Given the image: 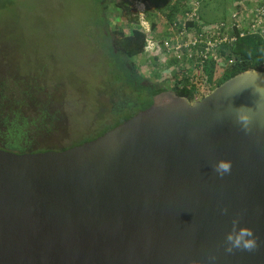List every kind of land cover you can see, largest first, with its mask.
<instances>
[{
    "label": "water",
    "instance_id": "1",
    "mask_svg": "<svg viewBox=\"0 0 264 264\" xmlns=\"http://www.w3.org/2000/svg\"><path fill=\"white\" fill-rule=\"evenodd\" d=\"M258 87L264 72L252 70L195 103L166 90L82 145L0 150V264H264ZM219 159L232 161L223 178L212 168ZM237 214L258 237L254 252L224 251Z\"/></svg>",
    "mask_w": 264,
    "mask_h": 264
},
{
    "label": "rangeland",
    "instance_id": "2",
    "mask_svg": "<svg viewBox=\"0 0 264 264\" xmlns=\"http://www.w3.org/2000/svg\"><path fill=\"white\" fill-rule=\"evenodd\" d=\"M118 1H105L109 33L129 31L115 6ZM125 1L135 11L145 8L148 26H160L175 3H184ZM242 1L246 0H206L201 6L202 18L206 24L230 22L236 4ZM99 3L100 0H0V148L15 141L19 150H64L104 135L133 112L112 107L120 96L131 91L126 88L121 93L116 88L119 72L124 74L122 62H112L107 49L104 51L105 45L100 43L96 29L100 22ZM141 60L142 57L137 59L136 64L142 73ZM134 93L140 97L139 92ZM44 106L51 109V116L57 115L56 123H47ZM15 123H20L23 130L19 140L13 139Z\"/></svg>",
    "mask_w": 264,
    "mask_h": 264
},
{
    "label": "built area",
    "instance_id": "3",
    "mask_svg": "<svg viewBox=\"0 0 264 264\" xmlns=\"http://www.w3.org/2000/svg\"><path fill=\"white\" fill-rule=\"evenodd\" d=\"M201 6V0H188L172 21L164 15L156 29L147 25L145 8L138 10L139 28L148 36L141 74L169 91L176 87L195 91L192 103L206 96L202 82L209 70L218 83L244 64L235 51L240 39L264 40V0L237 3L232 20L217 24L204 22Z\"/></svg>",
    "mask_w": 264,
    "mask_h": 264
},
{
    "label": "trees",
    "instance_id": "4",
    "mask_svg": "<svg viewBox=\"0 0 264 264\" xmlns=\"http://www.w3.org/2000/svg\"><path fill=\"white\" fill-rule=\"evenodd\" d=\"M106 0H100V22L98 27L96 29L98 30V34L100 36V43L105 45V49H107L109 53V58L116 62H122L121 63V69L123 70V75L119 72L120 78L119 81L117 80L116 88L121 93H123L124 89L128 88L131 92L129 94H126L121 97L120 101L113 104V109L118 111H125L126 108H128L131 112V114L128 115L127 119L122 120L118 123L117 126L125 123L126 121L130 120L131 118L135 117L140 112L150 108L153 105L154 99L161 94L162 92L166 91V88L162 86H158L156 84L151 83L147 79L143 77L140 70L137 69L136 61L142 55L145 53L146 46H147V39L148 36L146 32L139 28V13L136 10H133L130 4H128L125 0H120L117 3H115L116 8L120 11L121 18L126 22V25L129 26L128 29H120V30H114L112 32H108V26H107V18H106V10H107V3H105ZM188 0H184V3ZM206 0H201V3H204ZM182 3L177 4L173 6V8L169 11L170 13L167 14V17L169 21H172L174 18V15L176 13L181 12L182 8L185 6ZM154 28H157V25H154ZM238 55L241 57V59L244 61V64L241 66L236 67L233 72L229 75H227L223 80H220L218 83L213 82V71L209 70L206 73V78L202 82L205 89V95H208L213 90H215L217 87L221 86L228 80L236 77L239 74H243L248 71L256 70L260 72H264V69L262 68V65L264 64V40H262L258 36H252V37H246L244 39H240L236 50ZM108 78L110 76L108 75ZM114 85V84H113ZM57 89L59 87L55 86ZM174 95L182 98H187L189 101H194V93L195 91L190 89H181L179 87H176L175 89L170 90ZM125 92V91H124ZM134 92H139L140 97H136ZM25 93H28V91H25ZM133 93V95H132ZM130 95V96H129ZM139 99V100H138ZM138 100V101H137ZM121 104V105H120ZM45 107V106H44ZM45 107V112H47V123L54 124L57 122V115L54 114L51 116V112L48 110H51L49 108ZM44 112V114H45ZM19 117V116H18ZM20 119V118H19ZM19 119L17 120L19 122ZM20 123H15V128H12L14 130L13 133L15 135L14 138L19 140V136L22 135V126L19 125ZM115 127L108 128L104 134L107 132L113 130ZM103 136V133L101 134ZM101 135L87 139L86 142L93 141L97 138H99ZM15 140V139H14ZM15 142V141H14ZM9 144V146L5 148H0V150H4L10 153L15 154H35V153H45L48 151H60V150H51V149H39V150H26L17 148L16 144ZM83 142V143H86ZM82 143V144H83ZM77 144L73 145L71 148L82 145ZM70 149V148H67ZM64 149V150H67ZM63 150V149H62ZM18 151V152H17Z\"/></svg>",
    "mask_w": 264,
    "mask_h": 264
},
{
    "label": "clouds",
    "instance_id": "5",
    "mask_svg": "<svg viewBox=\"0 0 264 264\" xmlns=\"http://www.w3.org/2000/svg\"><path fill=\"white\" fill-rule=\"evenodd\" d=\"M258 95H264V89L256 88ZM251 110H246L243 106L239 107L237 112V120L245 131H250L249 124L252 117L249 115ZM213 171L223 178L226 174H230L232 170V161L227 159H219L212 165ZM223 214H227L228 209H221ZM242 214H237L231 219V229L225 234L223 247L226 253H233L236 250L254 252L259 248L258 237L254 230L248 226H243Z\"/></svg>",
    "mask_w": 264,
    "mask_h": 264
},
{
    "label": "crops",
    "instance_id": "6",
    "mask_svg": "<svg viewBox=\"0 0 264 264\" xmlns=\"http://www.w3.org/2000/svg\"><path fill=\"white\" fill-rule=\"evenodd\" d=\"M183 5H185V4H183ZM183 8H184V7H183ZM183 8H182V9H183Z\"/></svg>",
    "mask_w": 264,
    "mask_h": 264
}]
</instances>
